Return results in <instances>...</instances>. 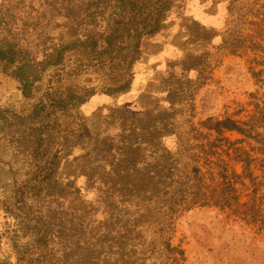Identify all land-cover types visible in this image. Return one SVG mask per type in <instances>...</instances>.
I'll use <instances>...</instances> for the list:
<instances>
[{"label": "rangeland", "instance_id": "1", "mask_svg": "<svg viewBox=\"0 0 264 264\" xmlns=\"http://www.w3.org/2000/svg\"><path fill=\"white\" fill-rule=\"evenodd\" d=\"M120 10L0 0V264H264V232L228 209L177 211L162 229L146 179L133 190L124 176L135 160L130 173L147 178L199 132L261 157L256 133L226 124L264 109V0H171L156 32L106 36ZM47 54L60 63L24 86L17 72L40 71Z\"/></svg>", "mask_w": 264, "mask_h": 264}, {"label": "trees", "instance_id": "2", "mask_svg": "<svg viewBox=\"0 0 264 264\" xmlns=\"http://www.w3.org/2000/svg\"><path fill=\"white\" fill-rule=\"evenodd\" d=\"M116 2L121 10L116 25L106 36H122L130 32H134V36H141L156 32L163 25L164 12L171 0H116ZM138 4L145 13L140 28L135 25L139 24L134 19L137 13H132L133 8L139 7ZM125 24L129 25L126 30L122 28ZM126 57H128V64L134 59L133 55ZM60 61L59 55L47 54L40 61L34 60V64L42 65L40 71H18V77L25 86L28 82L39 79L45 66L55 65ZM19 68L21 66L17 67V70ZM33 68L36 69L35 66ZM126 85L125 81L119 82L109 87L107 91H121L126 88ZM245 123L247 127L229 122L226 128L236 130L249 138L256 133L259 136L256 138L257 145L252 146L250 150L260 154L261 157H254L242 145L237 146L241 144L242 139L231 141L223 137L220 132L212 137L210 133L199 132L192 137L198 141L196 144L190 142L191 136L189 135L181 138L175 155L162 157L160 167L157 169L155 166V170H149L150 176L147 178H139L135 172L130 173L135 170L136 166L134 158L130 157V160L134 162H132V168L124 169V176L128 180L126 182L134 190L138 188L140 182L146 179L145 184L140 188L148 193L149 198L146 201L148 204L153 202L152 199H157L159 205L157 210L161 214L159 224L162 229L168 227L167 221L177 211L195 206H215L228 209L244 223L254 226L259 232H264V132L259 133L253 129L255 124L264 128V109ZM193 129L189 125L188 133ZM217 148L225 151L233 161L241 163V172H237L227 160L222 158ZM256 161L260 163L259 167L263 170L262 175L254 174L251 162ZM239 186L246 192L247 199L244 201H241L242 194ZM166 247H169L168 243Z\"/></svg>", "mask_w": 264, "mask_h": 264}]
</instances>
